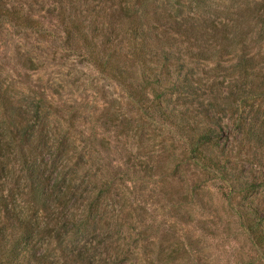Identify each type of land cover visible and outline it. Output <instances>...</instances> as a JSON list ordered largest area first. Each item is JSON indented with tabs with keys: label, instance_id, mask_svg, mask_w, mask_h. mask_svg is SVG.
<instances>
[{
	"label": "trees",
	"instance_id": "obj_1",
	"mask_svg": "<svg viewBox=\"0 0 264 264\" xmlns=\"http://www.w3.org/2000/svg\"><path fill=\"white\" fill-rule=\"evenodd\" d=\"M251 3L229 20V11L221 12L214 0H0V35L12 28L24 40L13 51L22 73L0 68V264H94L78 236L104 228L103 198L116 187L110 168L106 182L97 185L89 177L93 188L69 210L80 157L68 148L64 132L76 127L79 110L41 82L42 49L55 38L51 28L64 49L78 53L121 92L93 114V129L106 141V151L110 139L128 135L133 121L159 123L156 129L179 137L178 165L218 173L226 199L238 201L248 235L264 248V212L248 198L256 190L242 174L219 164L217 144L210 140L223 127L213 115L231 113L237 114L244 146H264V133L254 122V109L264 108V0ZM199 64L208 67L207 78L226 72L229 87L201 94L190 70ZM115 108L126 111L118 114ZM51 119L58 125L48 130ZM60 157L65 166L57 168ZM137 236L148 264H176L172 245L142 231Z\"/></svg>",
	"mask_w": 264,
	"mask_h": 264
},
{
	"label": "rangeland",
	"instance_id": "obj_2",
	"mask_svg": "<svg viewBox=\"0 0 264 264\" xmlns=\"http://www.w3.org/2000/svg\"><path fill=\"white\" fill-rule=\"evenodd\" d=\"M250 1L214 0V3L221 12L229 11L227 19L230 20L239 18L245 8L250 9ZM185 10L191 8L186 6ZM219 17L224 18L222 13ZM51 30L55 38L42 49L41 82L48 81L66 103L79 110L76 127L69 134L64 132L70 141L68 148L80 157L78 186L73 188L69 210L79 206L75 199H85L93 188L89 177L95 176L97 185L106 182L112 177L108 174L110 168L111 180L116 186L111 196L103 198L107 212L104 228L78 236L80 245L91 251L89 258L94 264H148L141 250L142 240L137 236L139 231L149 239L157 238L163 246L172 245L178 257L176 264H264V248H258L248 235L238 201L226 199L227 189L218 173L210 167H195L188 162L178 165L180 144L176 134L156 129L159 123L133 121L128 135L110 139L111 147L106 151V141H101L98 128L93 129V114L98 113L104 102L120 98L121 92L112 81L85 65L75 55L78 53L64 49L56 39L58 33ZM22 40V35L12 28L0 35V68L22 73L13 59L15 46L23 43ZM229 62L223 61V65ZM190 68L192 85L195 88L200 81L201 94L210 92L211 88L216 93L229 87L224 71L213 79L207 78L203 71L207 66L199 64ZM192 103L196 106L199 101ZM115 109L118 114L126 111ZM254 110L257 112L254 122L264 133V108ZM236 116L213 115L212 119L221 120L223 127L210 140L217 144L219 164L226 170L239 172L249 184L252 182L256 194L248 198L263 213L264 146L260 149L244 146L236 130ZM56 125L58 122L51 119L48 130ZM56 164L57 168L64 167L63 157ZM125 166L129 170L127 176L122 175ZM82 177L86 178L83 184ZM133 220L143 223L133 225ZM71 247L68 244L67 249ZM149 248L145 251L150 257L153 250Z\"/></svg>",
	"mask_w": 264,
	"mask_h": 264
}]
</instances>
